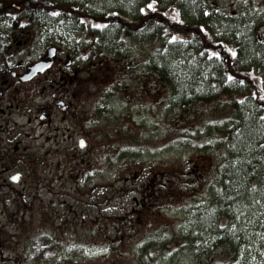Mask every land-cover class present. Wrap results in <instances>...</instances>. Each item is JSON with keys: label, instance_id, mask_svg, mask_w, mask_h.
<instances>
[{"label": "rangeland", "instance_id": "rangeland-1", "mask_svg": "<svg viewBox=\"0 0 264 264\" xmlns=\"http://www.w3.org/2000/svg\"><path fill=\"white\" fill-rule=\"evenodd\" d=\"M61 1L88 11L126 13L138 4L143 8L149 2ZM207 2L208 5H203L202 0H158L156 6L166 9L171 16L178 12L179 19L193 17L188 5H197L203 13L221 16L224 21L233 12L239 16L245 13L261 18L264 28V0ZM47 16L48 19L41 20L36 43L25 53L24 64L46 57L50 46L55 44L60 48L58 58L68 62L69 55L75 60L76 71L88 81L90 98V104L80 109L86 111V120L79 115L78 129L73 127L77 131L67 124L58 125L56 130L48 129L34 120L38 125L37 134L42 135L38 144L45 165L59 169L58 185L68 187L61 191L75 188L71 191L76 193V218L85 217L89 224L90 236L86 234L89 240H82L79 235L83 232L76 230L73 240H82L85 245L76 244L75 255L69 260L82 264H227L226 245L221 240L240 228L247 232V242L242 244L240 255L231 264H264V230H254L257 221L261 227L264 225V183L262 191L252 195L249 205L240 202L229 210L228 219L218 211L221 171L228 165L233 149L232 144L222 146L219 130L227 129L226 119L232 117V108L222 106L220 98L214 99L208 107L216 105V110L209 113L215 120L205 123L202 129L188 130V122L179 113L174 115V107L167 102L173 90L153 89L155 83L151 76L142 80L128 77L120 83L123 89L114 90L116 74L99 67L96 61L86 64L91 47H86L84 41L89 42L91 38H86L83 31H88L87 26L94 22L84 20L83 23L66 15ZM211 26L219 31L217 23L212 22ZM140 37V40H127L123 48L146 61L154 48V30ZM181 45L186 47V43ZM192 55L186 50L174 57L172 62L180 72L178 78L190 80L187 85L198 91L217 92L210 87L207 62L197 61ZM186 64L196 72L183 74ZM59 69L56 64L51 74L58 73ZM227 87L235 91L238 85L231 81ZM38 100L45 103L50 97L44 95ZM250 107L253 104L243 103L241 107L247 110L248 116L256 111V107ZM140 136L146 141L138 144ZM82 138L86 145L79 147ZM246 148L242 155L230 158L233 165L247 158ZM78 190H89V194H77ZM201 227L206 228L201 230ZM204 246L206 250L202 251Z\"/></svg>", "mask_w": 264, "mask_h": 264}, {"label": "trees", "instance_id": "trees-1", "mask_svg": "<svg viewBox=\"0 0 264 264\" xmlns=\"http://www.w3.org/2000/svg\"><path fill=\"white\" fill-rule=\"evenodd\" d=\"M202 1L203 5H208V0ZM158 8L157 6L155 13L135 14L127 19L122 16L125 11H88L84 7L61 0H0V60L23 59L25 53L36 43L35 37L41 27V20L48 19L47 14L58 12L59 15L56 16L66 15L83 23L84 20H90L95 24L113 26L112 29L106 27L100 30L91 29L90 25L88 31H83L86 38H91L89 42L84 41L86 47H91L89 56L85 59L86 64L96 61L99 67H106L116 74L118 78L113 85L114 90H120L121 87L123 89L120 83L125 82L128 77L142 80L146 76L153 78V89L173 90V95H168L167 102L170 101L174 107V115L179 113L182 119L188 122V130L201 128L198 123L203 114L208 116V122L215 120L209 117L210 112L200 110L202 104L214 97L229 96V100L224 101V104L228 103L232 107L233 114L226 119L227 129L219 130V133L222 146L232 144L233 149L227 159L228 165L225 164V169L221 171L217 201L219 214L228 219L231 217L228 211L240 202L249 205L253 194L262 191L264 183V126L261 117L264 116V100L260 99L264 96V91H261L264 89V28L261 27V18L245 13L239 16L234 12L224 21L221 16L214 17L211 13L205 15L197 5H188L187 9L193 17L181 19L184 23L180 24L174 21L165 9ZM220 21L223 22L221 25ZM212 22L218 24V32L211 26ZM201 26L206 30V35L199 30ZM152 30L154 49L146 61L124 51L123 44L127 40H140V35L144 36ZM148 35L152 36L151 33ZM172 35L186 41V47H182L183 42L169 43ZM209 48L220 52L223 59L209 60L207 54L200 55ZM227 49L235 50L237 55L232 57ZM186 50L191 54L193 52L192 56L198 59L197 61L207 62L210 87L217 92L198 91L187 85L190 80L178 78V65L172 61ZM141 65L143 68H140ZM186 68L187 70L183 69V74L191 75L196 72L189 64H186ZM228 76L234 79L229 80ZM231 81L238 85L235 91L227 87V83ZM240 81H243V84L239 83ZM177 84H180V87H175ZM243 103L253 104L256 111L246 115L247 110L241 108ZM245 148L247 158L233 165L230 158L242 155ZM254 226V230H264V225L261 227L259 221ZM246 235L247 232L239 228L234 234L221 240V243L226 245L227 264H231L240 255L242 244L247 242ZM203 250H206L205 246Z\"/></svg>", "mask_w": 264, "mask_h": 264}, {"label": "flooded vegetation", "instance_id": "flooded-vegetation-1", "mask_svg": "<svg viewBox=\"0 0 264 264\" xmlns=\"http://www.w3.org/2000/svg\"><path fill=\"white\" fill-rule=\"evenodd\" d=\"M55 48L52 67L31 79H26L31 67L47 61V55L29 64L24 58L0 60V264H82L69 259L76 244L89 240L87 218H76L75 188L61 191L68 187L58 185L59 169L45 165L34 123L75 130L79 115L86 120L80 109L90 104L88 81L76 71L75 60L58 58L60 48ZM56 64L60 69L51 74ZM44 95L49 102L38 100ZM80 141L86 145L84 138ZM76 230L83 232L81 241L73 240Z\"/></svg>", "mask_w": 264, "mask_h": 264}, {"label": "snow or ice", "instance_id": "snow-or-ice-1", "mask_svg": "<svg viewBox=\"0 0 264 264\" xmlns=\"http://www.w3.org/2000/svg\"><path fill=\"white\" fill-rule=\"evenodd\" d=\"M157 3H158V0H149V2L146 3L145 7L140 8V12L143 13L144 15H148L149 12H153V13L157 12V7H156ZM204 14L208 15L207 12H205ZM52 15L56 16V15H59V13L53 12ZM172 19L174 21H176L177 23H180V24L184 23L183 20L179 19V13L178 12L176 13V15H174L172 17ZM92 27L103 30L106 27H108V25L97 23V24L92 25ZM199 30L201 32H204L206 35V30L202 26L200 27ZM168 42L171 44L181 43V42L186 43V41H183V39L181 37L176 36V35H172ZM227 51L231 54L232 57H235L237 55L236 51L233 49H227ZM205 54H207V57L209 60L215 59L217 61H221L223 59L221 57L220 52L215 51V50H211L210 48L205 49V52L200 53V55H202V56ZM41 70H43V69H41ZM228 79L233 80L234 78L232 76H228ZM239 83L243 84V81H240ZM261 91H264V89H262ZM260 99L264 100V96H261ZM262 119H264V118H262ZM80 145H81V147H84V141H80ZM12 179L16 180V179H18V177H12Z\"/></svg>", "mask_w": 264, "mask_h": 264}, {"label": "bare ground", "instance_id": "bare-ground-1", "mask_svg": "<svg viewBox=\"0 0 264 264\" xmlns=\"http://www.w3.org/2000/svg\"><path fill=\"white\" fill-rule=\"evenodd\" d=\"M149 0H147L146 2H148ZM157 7V6H156ZM140 8H142V7H140V6H137L135 9H133L132 10V12H130V13H126V12H123V14H122V16L123 17H125V18H127V19H129V17H133L135 14H140L141 12H140ZM164 9V8H163ZM166 10V9H165ZM111 11H108V12H104V13H110ZM234 13V12H233ZM232 13V14H233ZM143 14V13H142ZM171 16V15H170ZM171 17H173V16H171ZM223 23V22H222ZM94 24H95V22H94ZM225 24H226V22H225ZM87 26V25H86ZM90 26V25H89ZM89 26H87V27H89ZM90 27H92V25L90 26ZM92 28H94V27H92ZM112 29L113 28V26H109L108 27V29ZM153 45H154V42H153ZM151 46H152V43H151ZM154 49V48H153ZM152 49V50H153ZM152 50H150L149 51V54L152 52ZM148 54V56H150ZM192 54H193V52H192ZM224 97L225 98H223V97H220V100H221V103L223 104L222 106H226L225 104H224V101H228L229 100V96H226V95H224ZM214 99H218V97H214V98H211V99H209L207 102H205L204 104H202L201 106H200V110L201 111H203V112H211V111H214V110H216V105H214L213 104V107H208V105H210L211 103H212V101L214 100ZM215 103V102H214ZM227 106H230L228 103H227ZM229 108H232L231 106L229 107ZM208 116L207 115H204L203 114V118H202V120H200L199 121V123H198V125L200 126V127H203V126H205L204 124L205 123H207L208 122ZM201 121H203V123L201 124ZM137 141L138 142H140V141H146V139L144 138V137H138V139H137ZM224 147V146H223Z\"/></svg>", "mask_w": 264, "mask_h": 264}, {"label": "water", "instance_id": "water-1", "mask_svg": "<svg viewBox=\"0 0 264 264\" xmlns=\"http://www.w3.org/2000/svg\"><path fill=\"white\" fill-rule=\"evenodd\" d=\"M55 54H56V49L55 48H51L49 50V54H48L49 60L41 61V62H38V63L34 64L31 67V70L28 73L26 79H31L36 74L45 73L47 70H49L52 67L53 63H54ZM41 69H43V70H41Z\"/></svg>", "mask_w": 264, "mask_h": 264}]
</instances>
